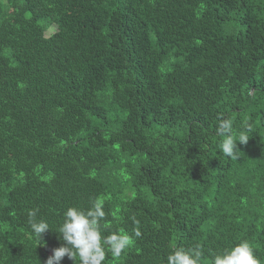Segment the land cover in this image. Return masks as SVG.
Listing matches in <instances>:
<instances>
[{
    "label": "trees",
    "instance_id": "16d2710c",
    "mask_svg": "<svg viewBox=\"0 0 264 264\" xmlns=\"http://www.w3.org/2000/svg\"><path fill=\"white\" fill-rule=\"evenodd\" d=\"M96 198L131 237L103 264L241 240L264 264V0H0V264H44Z\"/></svg>",
    "mask_w": 264,
    "mask_h": 264
},
{
    "label": "clouds",
    "instance_id": "9594fccd",
    "mask_svg": "<svg viewBox=\"0 0 264 264\" xmlns=\"http://www.w3.org/2000/svg\"><path fill=\"white\" fill-rule=\"evenodd\" d=\"M217 131L225 138L217 145V149L231 158L238 159L237 141L242 144L249 139L250 127L245 126L238 132H233V121L219 118ZM38 209L27 210L28 224L38 244H45L42 234L50 227L44 219H37ZM106 219L103 201L100 198L93 199L86 209L77 206H69L63 213L62 223L56 232L64 243L52 250L44 264H60L65 256L73 261V264H103L106 252L113 257H120L130 245L131 237L118 230L105 234L103 221ZM137 225L134 229L135 237H140L139 220L132 217ZM204 256L203 248L196 244L191 248L176 247L167 254L166 264H201ZM211 264H261L255 255L254 249L246 240L220 250L211 256Z\"/></svg>",
    "mask_w": 264,
    "mask_h": 264
},
{
    "label": "rangeland",
    "instance_id": "374dc122",
    "mask_svg": "<svg viewBox=\"0 0 264 264\" xmlns=\"http://www.w3.org/2000/svg\"><path fill=\"white\" fill-rule=\"evenodd\" d=\"M55 28L54 27H51L49 30H50V32L52 31V30H54Z\"/></svg>",
    "mask_w": 264,
    "mask_h": 264
}]
</instances>
